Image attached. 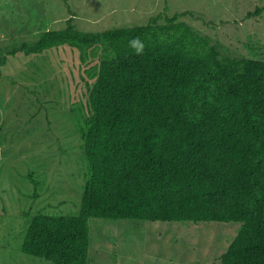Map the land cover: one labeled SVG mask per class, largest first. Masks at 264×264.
<instances>
[{"label":"trees","instance_id":"16d2710c","mask_svg":"<svg viewBox=\"0 0 264 264\" xmlns=\"http://www.w3.org/2000/svg\"><path fill=\"white\" fill-rule=\"evenodd\" d=\"M165 11L99 31L80 30L69 17L65 28L10 50H103L87 70L79 208L31 216L23 252L87 264L90 217L239 221L217 264H264V59L223 54L180 19L187 11ZM136 36L141 55L128 45Z\"/></svg>","mask_w":264,"mask_h":264},{"label":"rangeland","instance_id":"374dc122","mask_svg":"<svg viewBox=\"0 0 264 264\" xmlns=\"http://www.w3.org/2000/svg\"><path fill=\"white\" fill-rule=\"evenodd\" d=\"M264 0H0V264H56L21 245L38 211L76 213L87 165L80 126L87 70L102 48L69 44L39 54H10L71 17L83 31L180 17L209 35L220 52L264 59ZM160 21H165L161 16ZM239 221L89 218L87 264H217Z\"/></svg>","mask_w":264,"mask_h":264},{"label":"clouds","instance_id":"9594fccd","mask_svg":"<svg viewBox=\"0 0 264 264\" xmlns=\"http://www.w3.org/2000/svg\"><path fill=\"white\" fill-rule=\"evenodd\" d=\"M128 45H129L130 48H132L134 50V53L136 55L143 54V51H144V48H145V44L138 36L133 37L132 39H130L128 41Z\"/></svg>","mask_w":264,"mask_h":264}]
</instances>
